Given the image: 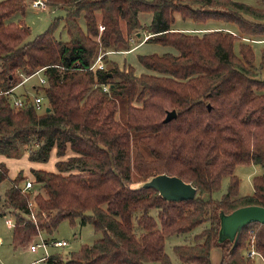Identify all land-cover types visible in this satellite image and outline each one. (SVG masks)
<instances>
[{
  "label": "trees",
  "instance_id": "obj_1",
  "mask_svg": "<svg viewBox=\"0 0 264 264\" xmlns=\"http://www.w3.org/2000/svg\"><path fill=\"white\" fill-rule=\"evenodd\" d=\"M46 2L65 9L67 40L54 35L61 17L27 39L24 20L10 19L24 12L25 0H0V90L14 88L21 75L43 67L45 83L35 88L47 101L38 114L31 101L14 108L10 93L0 94V154L27 152L30 160L41 162L54 146L59 156L67 147L77 154L56 160L55 171L31 168L29 191L22 189L21 171L9 180L4 205L14 209L13 245L35 235L36 226L51 238L60 220L79 218L100 237L68 258L52 253L49 264H173L165 236L206 224L193 234L194 242L173 246L183 264H212L214 248L220 251L219 264L250 263L242 253L249 247L250 227L255 228L254 247L264 258V223L244 225L235 242L218 240L221 211L264 206V78L254 70L252 46L243 42L244 34H264V7L239 0ZM96 12L104 25L100 33ZM146 12L151 15L142 25L139 13ZM174 12L197 22H230L237 32L214 29L199 36L173 30ZM121 19L129 32L149 30L147 42L175 48L176 53L138 55L144 67L159 74L136 75L133 66L120 69L105 56L106 67L88 68L100 47L116 43L112 35L119 33ZM259 64L264 66V48ZM120 103L124 117L117 119ZM172 109L176 116L164 122ZM131 153L137 181L161 172L177 175L196 187L195 196L166 201L153 188H133ZM251 163L262 171L252 177L253 193L238 196L234 169ZM224 176L229 177L226 192L213 197ZM5 179L7 167L0 161V182ZM30 198L37 224L28 218ZM148 208H156V216Z\"/></svg>",
  "mask_w": 264,
  "mask_h": 264
},
{
  "label": "rangeland",
  "instance_id": "obj_2",
  "mask_svg": "<svg viewBox=\"0 0 264 264\" xmlns=\"http://www.w3.org/2000/svg\"><path fill=\"white\" fill-rule=\"evenodd\" d=\"M30 1L31 0H25L26 7H25V10L23 13L16 12L15 14H13L10 17V19H13V20L23 19L25 24L27 26H29L30 32H29L27 39H31L36 34L41 33L45 29H47L49 23L56 17H61V19L59 20L58 26L54 31V35L57 38H59L61 36L62 40L67 39L68 36L65 35L66 31H65V27L63 26L64 16L66 13L65 9L61 8L62 6H59V7L58 6H51L49 4H48V7L45 9L33 8L30 5ZM239 1H247L246 3H248V4L258 6V7H264V0H239ZM150 15H151V13L149 14V12L139 13L140 23L142 25L145 22L148 23ZM174 16H175V20H176L175 22L177 25L178 24H184V25H192L193 24L195 27H200V28L204 25H207V27H204L203 29L199 28V29L184 31L185 33L197 34V35L201 36L204 32L214 30V29H222V30H224V32H225V30L237 32L236 26L230 22H226V21H222V20H218V19H207L204 22H197V21H193L190 18H182L177 12H174ZM96 18H97V24H98V31L100 33L104 29V25L100 22V13L99 12H96ZM77 20L79 21L81 26L83 28H85L84 20H82V17L79 16L77 18ZM99 25L103 26V28L101 30L99 28ZM173 25H174V23H173ZM173 25H172V27H173ZM60 32L62 33L61 35H60ZM150 34H151L150 31L146 30L145 28L132 29L129 32V30L126 29L124 20L121 19L120 20V31H119V33L116 35H112L117 40L116 43L112 44L109 47V49H106V50L104 48L100 47L96 52V57H95L94 61H96L99 57V61L102 63V66L104 68L107 66L104 63L105 62L104 56H105V57H107V59L110 62L111 61L115 62L120 69H123V68L125 69V68H127L128 65L133 66L134 73L136 75H140L141 73L159 74L158 72L149 70L146 67H144L139 62L138 55L139 54H145V53H159L160 54V53L167 52V51H170L172 53H176L177 51L175 50V48L170 46V45H162L160 43H158V45H157L156 42H147L143 46H140L138 48V50H134L130 53H126V54L111 53V52H121L122 50L123 51L129 50V49L133 48L134 46H136L138 43L146 40ZM244 35H245V38H252V39L264 38V34L263 35H252V36L247 35V34H244ZM113 37H112V39H113ZM238 42H239V40H235V43H234L235 44V50H237V43ZM243 42H247L252 46V48L254 50V54H255L254 65H253L254 70L257 74V77L264 78V66L263 65L260 66V64H259V62L261 60V50L264 48V41H254V40L253 41H244L243 40ZM153 48H156V49H153ZM147 49H150V50H147ZM144 51H152V52H144ZM109 53H111V56H108ZM115 56H116V58H119V60L124 59V58H126V60H124L121 65H118V63L114 59ZM140 65L143 68V70H141V71L138 70V67H140ZM40 74L41 73H36V74L32 75L30 78H28L26 81H24L22 84L18 85L17 89H15L14 93H16L17 96H20V97L26 96L28 101L32 100L35 95H39V94L42 95V92H37V88H35L36 85H42L39 83ZM26 75L27 74L24 73L23 75H21V76L19 75L20 77L19 76L18 77L22 79ZM102 88H103V90H107L108 86L104 84V85H102ZM42 103L45 104V103H47V101L45 100V103H44L43 99H42ZM135 103H138V102H135ZM43 108H44V105L41 109L36 110L37 113L41 114L43 112ZM124 111H125L124 105H122L120 103L119 109L117 110L116 115H115L116 118L121 119L122 117H124ZM76 154L77 153H75L72 149L67 147L64 154L59 156L56 154V147L54 146L50 151L48 159L51 162H52V160L56 161L59 159L66 160L69 157L74 156ZM132 154L133 153H131L130 157H129V162H130V166H131V177H132L133 181H137L138 180V174L136 173L135 169L132 167V161H133ZM25 155H26V157H25ZM12 157H14L15 159L13 160V162L9 161V171H10L9 173H12L15 170V168L18 167L16 165H19V166L23 167V169H20L19 171H21L20 174H22V176H24V179H23V181L20 182V184H22L24 182V180H26L27 178L34 180V176L31 172V168L30 169L26 168L27 167V161L30 160L28 158V153L25 152L19 156L15 155ZM47 164H48V162H47ZM40 167L44 168L46 166L42 165ZM52 167H53L52 169L55 171L56 167L55 166H52ZM254 169H255V166L253 164H251V165H237L236 166V168L234 170V174H236L237 177L239 178L238 196L243 195V194H249V192L251 191V189H252L251 178L255 174V171H253ZM45 170H48V168H46ZM71 171L76 172L77 170L73 169ZM9 180L5 179V180L0 182V212H3L2 214H4V215H8V216L10 215L12 218H14V216H13L14 215L13 214L14 209H11V208L6 207L4 205V191L8 186H10ZM228 180H229L228 176H224L222 178L220 188L212 193L213 197H219L221 194L226 192ZM147 210L149 213L156 216V212H157L156 208H148ZM139 213H140V211L138 210L134 214L138 215ZM2 214H0V239H1V243H0V264H23V263L30 262V261L34 260L35 258H37L41 254L42 249L39 248L37 251H30L27 248L28 244L35 239L33 235H31L28 240L24 241L22 245L14 248L15 246L12 243V229H13V227H10L5 223V220H4L5 217ZM134 223H135V220H134ZM203 227L204 226L202 224V225L198 226V228L195 230L199 231ZM135 228L137 229V231L140 230L136 225H135ZM42 234H43V232H42ZM49 234L53 238H64L68 241V245H66L61 250H58L53 246L48 247V251L55 252L56 254L59 253L60 256H62L63 258H68L71 254V251L77 250L82 244H85V243L90 244L93 240L99 238L101 235L99 232H96L94 230L91 223L86 222L85 224H80L79 218H75L74 223H70L69 220L66 218L60 220L58 222L57 226L54 229H52L51 232H49ZM184 234H186V235H184ZM192 242H194L193 241V235L190 232L165 236V251L168 253V255H170V258H171V261L173 264H183V263L180 260H178L175 253L171 250L173 248L172 245L173 244H180V243L186 244V243H192ZM247 249H248V247H246L242 251V253L244 255L243 257H246L247 259L250 260L251 258L247 257V255H246ZM211 260H212L211 261L212 264H219L220 253L218 252V248L212 249ZM251 260L252 261L250 264H264V260L258 256H253V258ZM150 264H158V262H152Z\"/></svg>",
  "mask_w": 264,
  "mask_h": 264
},
{
  "label": "water",
  "instance_id": "obj_3",
  "mask_svg": "<svg viewBox=\"0 0 264 264\" xmlns=\"http://www.w3.org/2000/svg\"><path fill=\"white\" fill-rule=\"evenodd\" d=\"M46 109L48 110V107ZM175 116V109L169 110L166 112L163 121H169ZM132 187L139 189L153 188L166 201L190 199L196 194V187L191 182L165 172L150 175L146 179L137 181ZM219 217L218 240L222 241L228 238L235 242L244 225L251 222L264 223V206L258 204L242 205L229 213L221 211Z\"/></svg>",
  "mask_w": 264,
  "mask_h": 264
},
{
  "label": "built area",
  "instance_id": "obj_4",
  "mask_svg": "<svg viewBox=\"0 0 264 264\" xmlns=\"http://www.w3.org/2000/svg\"><path fill=\"white\" fill-rule=\"evenodd\" d=\"M30 5L33 8H40V9H45V8L48 7V4H47L46 0H31L30 1ZM99 28L101 30L103 28V26L99 25ZM102 67H103L102 63L99 61V57H98V59L96 61H94L88 68L94 70L96 68H102ZM42 70H43V67L36 69L32 73L24 76L21 79V81L16 86H14V88H12L10 90H5V91L0 90V94H2V93H10L11 105L14 108L20 107L21 105L24 104V102L26 101L27 98H26V96H24V97H22V96L21 97L20 96H13L12 94L14 93V89L18 85L22 84L24 81H26L28 78H30L32 75H34L36 73H41L40 76H39V83L40 84H44L45 83V76L43 75ZM42 99H43V97L39 94V95H35L33 97V99L30 100L36 110L37 109H41L43 107L44 104L42 103ZM32 185H33V180L30 179V178H27L23 182L22 189L29 191V190H31ZM33 206H34V202H33V199L31 198L29 200V208L31 209V211H30V214H28V218H30L35 224H37V220H36V216H35V213H34V209H32ZM4 217H5V219H4L5 223L8 226H10V227H14V224H15L14 219L10 215L9 216L8 215H4ZM36 227L38 229L37 233L35 235H33L35 239L28 244L27 248L30 251H37L39 248H41L42 252L37 258H35L34 260H32L30 262L24 263V264H49V261H48L49 257L54 252L48 251V247L49 246H53L56 249L61 250L66 245H68V241L66 239H64V238L45 237L42 234L41 229L38 226H36ZM248 232L250 234V239H249V247L246 250V255H247V257L251 258L255 254L258 253L256 248L254 247L255 228L254 227H250L248 229Z\"/></svg>",
  "mask_w": 264,
  "mask_h": 264
},
{
  "label": "crops",
  "instance_id": "obj_5",
  "mask_svg": "<svg viewBox=\"0 0 264 264\" xmlns=\"http://www.w3.org/2000/svg\"><path fill=\"white\" fill-rule=\"evenodd\" d=\"M243 2H247V1H243ZM258 7V6H257ZM176 21V20H175ZM174 21V25H173V30H178V31H189V30H193V29H199L200 27H195L193 24L192 25H184V24H176V22ZM204 27H207V25H204V26H202L200 29H203ZM62 33L60 32V35H61ZM66 36H68L67 35V33L65 34ZM60 39H61V36L59 37ZM68 39V38H67ZM67 39H65V40H67ZM244 39V41H264V38H261V39H249V38H243ZM147 43V41L146 40H144L143 42H140V43H138L136 46H134L133 48H131V49H129V50H125V51H121V52H111V53H119V54H126V53H130V52H132V51H134V50H138V48L140 47V46H143L144 44H146ZM157 45H158V43H157ZM157 47V46H156ZM153 49H156V48H153ZM147 50H150V49H147ZM144 52H152V51H144ZM111 53H109L108 54V56H111ZM124 57V56H123ZM115 61L118 63V65H121L122 63H123V61L124 60H126V58H124V59H121V60H119V58H116V56H115ZM127 63V62H126ZM125 64V63H124ZM122 67V66H121ZM138 70L139 71H141V70H143V68H142V66L140 65V67H138ZM15 89H17V87L15 88ZM14 89V90H15ZM13 96H17V94L16 93H13L12 94ZM25 157H26V155H25ZM15 158L14 157H7V156H5V155H3V154H0V161H2V162H4L5 163V165H6V167H7V177H8V180L10 179V180H12L14 177H15V175H16V173L20 170V169H23V167H21V166H19V165H16V166H18V167H16L15 168V170L12 172V173H9L10 171H9V161H11V162H13V160H14ZM55 160H52V162L51 161H49V159H48V161H45V162H41V161H33V160H28L27 161V169H30V168H35V169H46V168H48V170H53L52 168V166H55V162H54ZM47 162H48V164H47ZM251 164H253L254 166H255V169L253 170V171H255V174L254 175H256V174H258V173H260L261 171H262V167L261 166H259V164H254V163H251ZM251 164H242V165H251ZM42 165H44V166H46V167H40V166H42ZM52 165V166H51ZM25 168V167H24ZM236 168V167H235ZM235 170V169H234ZM253 175V176H254ZM252 176V177H253ZM251 184H252V178H251ZM238 189H239V185H238ZM253 193V185H252V189H251V191L249 192V194H252ZM243 195H248V194H243ZM3 215V214H2ZM4 216V215H3ZM202 225V224H201ZM205 225L206 224H203V226L205 227ZM200 226V225H199ZM198 228V227H197ZM196 228V229H197ZM202 229V228H201ZM197 231L196 230H193V231H191L190 233H192V235L194 234V233H196ZM184 235H186V234H184ZM0 243H1V239H0ZM23 244V243H22ZM22 244H19V245H17V246H15L14 248H16V247H18V246H20V245H22ZM173 244V243H172ZM181 244V243H180ZM175 244H173L172 245V247L174 246ZM172 251H173V249H171ZM211 252H212V250H211ZM218 252L220 253V251H219V249H218ZM170 256V255H169ZM254 256H258V257H260L261 259H263L264 260V258L260 255V253H257V254H255ZM253 257H251V259H252ZM171 259V258H170ZM212 261V260H211ZM252 261V260H251ZM251 261H250V263H251ZM250 263H248V264H250ZM24 264V263H23Z\"/></svg>",
  "mask_w": 264,
  "mask_h": 264
}]
</instances>
